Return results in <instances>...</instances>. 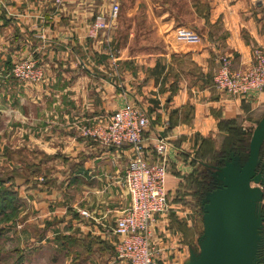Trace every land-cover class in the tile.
<instances>
[{
  "label": "crops",
  "instance_id": "1",
  "mask_svg": "<svg viewBox=\"0 0 264 264\" xmlns=\"http://www.w3.org/2000/svg\"><path fill=\"white\" fill-rule=\"evenodd\" d=\"M114 1L117 19L91 37L96 15L108 16ZM260 47L264 0H0V174L17 173L5 181L18 195L13 222L0 216V239L12 226L16 264L48 244L65 264H130L117 257L112 228L131 205L123 183L131 150L80 132L125 104L147 113L148 159L160 139L169 142L168 197L188 180L214 179L218 160L244 163L264 90L233 96L213 79L222 56L248 67ZM25 59L43 67L42 81L13 75ZM177 211L171 204L156 216L153 264H190L199 252L185 245Z\"/></svg>",
  "mask_w": 264,
  "mask_h": 264
},
{
  "label": "built area",
  "instance_id": "2",
  "mask_svg": "<svg viewBox=\"0 0 264 264\" xmlns=\"http://www.w3.org/2000/svg\"><path fill=\"white\" fill-rule=\"evenodd\" d=\"M61 4L63 0H55ZM120 4L113 2L111 12L96 15L89 27V35L96 37L100 31L110 28L117 19ZM13 75L23 81L39 82L45 71L34 59L21 60L14 64ZM214 85L233 96H247L264 90V47L253 51L252 63L248 67L235 68L229 56L220 58L219 68L214 75ZM149 125L147 113L133 104H125L104 121L84 124L80 127L83 137L105 144L123 147L127 145L131 156L123 176V183L130 194L131 205L117 219L112 232L120 237L116 254L130 264H153L155 240L152 225L157 215L169 209L166 187L168 176L169 142L160 139L155 145L157 158L148 159L144 148V132ZM84 216H90L82 211Z\"/></svg>",
  "mask_w": 264,
  "mask_h": 264
},
{
  "label": "water",
  "instance_id": "3",
  "mask_svg": "<svg viewBox=\"0 0 264 264\" xmlns=\"http://www.w3.org/2000/svg\"><path fill=\"white\" fill-rule=\"evenodd\" d=\"M264 118L255 129L247 160H227L215 172L216 188L203 200L204 232L190 264H260L264 251V173L260 154ZM260 185V186H256Z\"/></svg>",
  "mask_w": 264,
  "mask_h": 264
},
{
  "label": "rangeland",
  "instance_id": "4",
  "mask_svg": "<svg viewBox=\"0 0 264 264\" xmlns=\"http://www.w3.org/2000/svg\"><path fill=\"white\" fill-rule=\"evenodd\" d=\"M1 165V164H0ZM1 168V167H0ZM5 169L4 180L9 182L13 179L14 175L17 174L13 169L8 167H2ZM33 170H37L39 173L40 169L36 168ZM46 178V177H44ZM205 179H192L188 180L183 186V193L181 195H170L169 196V207L171 204H176L182 211H177V227L180 232L183 233V239L186 246L190 247L195 251H199V243L198 240L204 232V224H203V209L201 206V198L200 195L197 196V192L200 188V183ZM209 181L214 179H208ZM212 182V181H211ZM58 184H62L59 182ZM12 185V184H7ZM207 196V195H206ZM205 196V198H206ZM179 214V215H178ZM12 218H7L6 222H13ZM11 219V220H9ZM6 235L0 239V264H16L17 263V249L21 248L18 244L17 234L12 232L11 228L7 229ZM11 230V233H9ZM23 245L28 247H35L37 244L29 243V241H25ZM54 245V244H53ZM48 244V248H44L39 251L37 254L33 255L34 259L29 261V257L24 264H65L62 253L60 252V247L53 246ZM31 247V248H32ZM30 249V248H28ZM3 250V251H2ZM27 252L30 250H26ZM4 252V253H1ZM3 254V255H2ZM3 259V260H2ZM54 260V262H53Z\"/></svg>",
  "mask_w": 264,
  "mask_h": 264
},
{
  "label": "trees",
  "instance_id": "5",
  "mask_svg": "<svg viewBox=\"0 0 264 264\" xmlns=\"http://www.w3.org/2000/svg\"><path fill=\"white\" fill-rule=\"evenodd\" d=\"M127 146V145H125ZM224 154H218L216 156V161L218 158L225 157ZM224 162L222 160H218L216 166H222ZM192 180V179H191ZM200 188L197 192V196L200 195L201 206L203 209V200L208 192L214 190L216 188V184L214 182L209 181L208 179L203 180L200 183ZM18 202V195L15 192L13 185H7L6 181L4 180V175L0 174V216H3V219H7L10 217H14L17 212V204ZM260 264H264L261 261Z\"/></svg>",
  "mask_w": 264,
  "mask_h": 264
}]
</instances>
